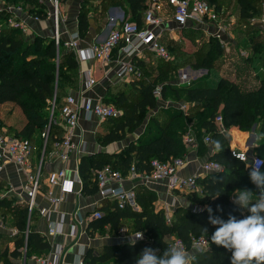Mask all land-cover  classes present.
Listing matches in <instances>:
<instances>
[{
	"label": "trees",
	"instance_id": "trees-1",
	"mask_svg": "<svg viewBox=\"0 0 264 264\" xmlns=\"http://www.w3.org/2000/svg\"><path fill=\"white\" fill-rule=\"evenodd\" d=\"M3 1L5 4L0 7V104L12 102L21 110L24 123L15 133H10L27 140L35 157L41 154V150L38 153L34 151L31 140L34 136H38L36 134L43 136L42 134L48 129L46 142L42 144L43 155L47 156L54 149L55 143L62 140L63 132L57 111L66 96L63 84L74 85L77 81L78 62L73 50H66L60 39L58 44L53 38L39 35L27 39L19 25L9 26L6 23L7 18L12 15L7 11V6L21 7L33 18H44L48 12L42 4L37 0ZM21 1L24 6L20 5ZM91 1L94 0L82 1L77 17V31L81 39L86 36L89 29V13L86 9L89 8L87 5ZM99 1L101 2L93 11L96 12L98 8L97 11L100 12L99 5L101 12L107 10L110 5H120L123 7L125 17L138 27L143 24L147 0ZM205 1L219 13L221 4L215 0ZM232 1L235 4L236 23L248 25L243 32L247 35L246 55L241 56L240 49L234 54L231 53L234 56L232 70L241 80L232 81L219 75L214 81L203 77L187 85L175 86L166 79V75L173 72L178 63V60H174L171 55L168 60L160 59L153 64L135 61L138 76L130 77L126 81L132 83L131 90L125 94L121 87L116 86L113 93L105 99L106 103H111L117 108L118 105H123V119L119 120L120 117H118L108 120L112 126L96 134V140L102 146L119 142L123 140L126 132H131L140 126L142 113L147 109L155 110L154 113L148 118L144 130L129 141L120 152L84 155L80 158L78 165V175L82 181L81 193L94 194L97 192V172L105 165L125 175L131 162L137 171L148 172L149 162L152 159L165 162L175 157L183 158L186 150L182 143V136L189 125L199 150L206 148V145L201 142L202 133L209 136L211 147H215V142L220 143L221 150H215L206 160L218 162L222 167L221 171L195 178L201 193L192 191L188 193V196L190 202L199 208L190 210L181 206L176 207L172 211L170 224L165 222L161 209L155 210L152 207L154 193L143 187L134 188L138 211L128 207L117 208L113 201L101 205L98 211H103L102 217L91 220L88 228L101 230L109 225L115 231L121 220L129 218L132 220L133 230L142 233L145 239L136 240L134 243L105 245L99 249L98 253L90 249L83 256L84 264H109L110 262L135 264V258L145 247H155L158 249L156 254H162L167 248L164 240L167 235L181 239L187 248L193 237L202 236L207 240L208 248L203 252L193 253L190 264H230L231 253L211 243V234L217 226L208 222L209 213L205 209L211 207L212 215L219 216L225 221L230 215L237 219L243 218L246 214L238 205L232 203L231 194L239 188L251 190V185L247 164L230 154L227 141L219 132L214 118L220 116V124L224 128L234 126L240 131H249L254 125L256 135L260 139L256 138L252 154L264 161V31L248 22V19L264 13L262 10L264 0ZM178 30L188 39H191L192 33L204 36L199 27L192 25H185ZM165 38L163 34L161 41L169 52V47L173 48L175 42ZM235 45L236 48L238 44ZM174 47L186 53L178 45ZM188 52L186 54L193 56L190 67L202 68L214 73L218 72L224 55L223 48L214 36H208L206 39L204 37L193 53ZM186 60L182 59V64ZM157 79L161 82H156ZM156 86L160 87L159 96L152 93ZM158 99L168 100L170 104L157 107ZM52 101L57 110H54V106L52 107ZM177 103H184L187 106L185 113ZM51 108L54 111L51 118L50 115H45L41 111ZM260 170L264 172V165ZM256 190L259 189L256 188L254 191L255 198ZM12 202L5 197L0 199V212L4 219L11 216L10 220L19 231L26 232V254L38 256L48 251L49 243L29 228L28 221L32 215L28 217L27 205H14ZM204 229L207 231L205 232ZM23 243L22 240L17 241L12 256L20 255L19 249Z\"/></svg>",
	"mask_w": 264,
	"mask_h": 264
},
{
	"label": "crops",
	"instance_id": "crops-1",
	"mask_svg": "<svg viewBox=\"0 0 264 264\" xmlns=\"http://www.w3.org/2000/svg\"><path fill=\"white\" fill-rule=\"evenodd\" d=\"M37 1L43 5L48 15L44 18L34 19L25 11H17V18L24 22L25 30L22 31L23 35L27 39L32 38L34 35L54 39L55 27L51 16L52 9L50 7L52 0ZM82 1L83 0H63L60 2L58 35L63 43L69 41L73 34L76 33L78 35L77 17L81 10ZM100 2L99 0H94L91 1L90 4L92 7H95ZM4 4V1L0 0V7ZM98 7L100 12L92 10L88 14L89 29L86 36L83 39L78 36V48L81 50H86L90 45L105 41L109 33L120 26L123 18H126L124 16L123 7L120 5H110L107 10L102 12L100 10V5ZM163 25L169 30L164 32V37L166 36V38L172 40L176 39L173 37L176 35V31H174L176 28L170 19L165 20ZM173 27L174 29L172 30ZM177 31L179 32V30ZM64 48H66V50L71 49L66 46H64ZM73 52L78 62V77L74 85L63 84L66 94H73L77 99L85 98L91 99L92 101L105 102V99L108 98V95L113 93L116 86L121 87L125 94L131 90V82L119 80L114 74L117 59L123 58L118 48L113 49L107 61L96 58L83 60L80 59L75 50H73ZM146 54L153 55L150 51L142 49L138 55L132 57V60L148 63ZM154 58L158 59L155 56ZM233 60L234 56L231 53H224L217 73L232 81H239L241 79L236 77L234 70H232ZM87 69L91 71V76L94 80L92 84L88 83V78L84 73ZM251 83H253L252 80ZM108 120L110 119L100 120L95 117H86L83 112H80L77 126L73 131V142L76 146L71 151L69 159L67 161H60L55 154H51L47 156L43 162L41 183L35 196L36 207L28 223L29 228L38 233L43 237L44 241L49 243V250L42 252L38 256L27 255V234L26 232L19 231L14 222L10 220L9 217L11 216H8V218L4 219V225L0 227V264H5V262L7 264H42L41 260L43 258L52 256L58 249H60V264H74L75 257L79 255L80 259H83V256L90 249H92L94 253H98L99 249L105 245H119L125 242L131 243L136 240L145 239V237H143L144 235H142L140 239L136 238V236L140 235V232L133 230L132 220L129 218L121 220L117 230H112L113 232H119L123 229L122 236L115 237L111 235L109 232L111 229L109 225L104 226L101 230L88 228V223L91 220L97 219L93 217V212L98 211L101 205L110 201L100 200L97 192L94 194L81 193L82 185L78 183H74L75 191L65 195L64 200L60 201L58 204L51 202L46 195V190L49 187L48 179L52 173L59 169H64L66 178L73 180L75 175L78 174V165L82 156L99 152H108L110 154L118 153L129 141L138 136L139 132L137 131L135 135H130L129 137V133H126L123 140L119 142H113L105 146L100 145L96 140V134L104 131L103 124ZM216 124L219 132L222 133L223 137L226 139L229 149L234 148L244 152L248 156L252 155V147L257 138L254 125L251 126L249 131H240L234 126L224 128L220 122ZM251 134H253V139H250ZM202 137L203 133L201 135V142L202 144H206L202 141ZM112 146H114L113 148H115V150H110ZM83 147H85V152H82ZM197 147V141L191 147H185L186 152L183 155L184 165L177 172L178 175L187 176L199 173L200 164L216 150L215 147H211L208 144H206L204 150H199ZM122 184L123 187L126 188L131 186L134 188L143 187L152 191L155 195L152 204L157 206V208L154 209H161L163 214L167 210L170 215L169 217H171L172 211L176 207L181 206L189 208L190 210L199 208V206L190 202L188 193L168 191L161 181L142 185L140 182L133 183L125 179ZM254 187L256 188L255 185ZM52 189L54 194H59L60 189L58 186ZM4 197L13 201L12 203L14 205H27V182L24 175L16 171L15 166L11 162L6 163L5 170L0 174V199ZM257 197L258 196H256V198ZM256 198H253V202H255ZM138 210L139 206L136 211ZM241 210L246 215L248 214L246 209ZM122 225L123 227H121ZM71 226H75L73 235L70 234ZM50 228H54L56 231L50 234ZM133 238L135 239L133 240ZM18 240H22L24 243L20 246V255L14 257L12 256V251L15 249ZM154 249L158 251L157 248ZM188 253L191 256L193 254L191 251ZM109 264L114 263L110 262Z\"/></svg>",
	"mask_w": 264,
	"mask_h": 264
},
{
	"label": "built area",
	"instance_id": "built-area-1",
	"mask_svg": "<svg viewBox=\"0 0 264 264\" xmlns=\"http://www.w3.org/2000/svg\"><path fill=\"white\" fill-rule=\"evenodd\" d=\"M169 8L172 10L170 21L176 29H180L185 25H192L199 27L206 35L214 36L218 39L222 48L226 47L227 41L223 38L226 32V25L219 21V14L210 6L205 0H166ZM7 11L12 15L6 20L9 26H18L25 30L24 22L17 20L16 12L23 11L21 7L8 6ZM58 10L52 9L51 16L53 18L55 34L54 41L59 43L58 35ZM163 5L157 0H147V7L143 13V24L137 26L134 22H123L120 26L113 29L105 41L90 45L86 50L78 48V35L75 33L71 36L70 40L64 42L66 47L75 50L80 59H100L102 61L109 60L114 48H118L123 58H118L114 68V74L117 79L127 81L130 77H137L138 72L132 60V57L138 55L142 49L150 51L155 57L162 60H168L170 54L161 41V36L167 30L163 23L165 18ZM34 19H38L34 17ZM250 24L258 25L264 31V17L259 20L256 17L248 19ZM172 28V30L174 29ZM171 30V31H172ZM240 55H246V51H240ZM88 78V83H94L91 76L90 69L84 71ZM160 87L156 86L152 93L159 96ZM178 107L185 113L186 105L179 103ZM59 124L62 127V140L56 142L54 149L48 153L47 156L55 154L60 161H67L71 151L75 148L73 142V131L78 123L80 112H83L86 117H95L100 120H107L118 118L121 115L120 109L111 103L102 101H92L91 99H77L73 94H66L57 111ZM53 113V109H52ZM215 123L221 121L220 116L214 118ZM43 133V136H47ZM209 136L204 134L202 141L209 142ZM182 143L185 147H191L195 144V137L189 125L182 136ZM31 145L27 140L21 139L5 129H0V174L5 170L6 163L11 162L16 168V171L22 173L27 182L28 199L27 211L28 217L35 211V196L39 190L41 183V175L43 170V156L37 160L32 155ZM82 152H85L83 147ZM230 154L245 162L249 168L254 161H262L257 155L248 156L244 152L237 149H230ZM32 157H34L32 159ZM150 168L148 172L137 171L134 164L131 162L128 169L123 175L121 171L112 169L110 166H103L96 176L97 194L100 200L113 201L117 208L123 209L128 207L136 211L138 204L136 202L134 187H123V180H129L133 183L140 182L142 185L148 183L161 181L164 183L168 191L192 192L201 193V188L197 185L195 178L207 173L220 172L221 165L213 160H204L199 167V173L180 176L177 174L179 169L184 165V159L175 157L165 162H160L152 159L149 162ZM49 187L46 190V195L51 202L58 204L64 200L65 195L73 193L74 183L82 185L81 178L78 174L74 179H67L65 170L59 169L52 173L48 179ZM58 186L60 189L59 194H54L53 187ZM193 208L192 210H196ZM166 210V209H165ZM94 218L102 217V212L94 211ZM170 215L167 210L164 213L165 222L170 224ZM4 225V218L0 212V227ZM56 231L54 228L49 229V233L53 234ZM75 226H71L70 234L73 235ZM178 245L186 252L200 253L208 248L207 240L202 237H193L190 240L188 248L185 247L181 239L171 236L167 242V248ZM60 249H58L52 256L45 257L41 260L42 264H60ZM82 264L83 263V259Z\"/></svg>",
	"mask_w": 264,
	"mask_h": 264
},
{
	"label": "rangeland",
	"instance_id": "rangeland-1",
	"mask_svg": "<svg viewBox=\"0 0 264 264\" xmlns=\"http://www.w3.org/2000/svg\"><path fill=\"white\" fill-rule=\"evenodd\" d=\"M158 2H160L163 5V9H164V18L165 20L170 19V16L172 14V10L169 8L167 2L164 0H157ZM20 2V1H19ZM60 0H52L50 7L51 9L57 8L58 10V15H59V7H60ZM215 2L219 3L222 5V7L220 8L219 11V21L223 22L227 27H226V32L223 36V38L227 41L226 43V47L223 48V53H232L234 54V52H236L237 50H247L248 48V43H245L247 35L243 34L244 29H246V27L248 25L245 24H241V23H236V10H235V4L232 0H215ZM22 4H20L21 6L23 5V2L21 1ZM96 7V6H95ZM94 6L92 7V5H89V8L86 9V11L91 12L94 8ZM98 10V8H96V11ZM262 10L264 11V8L262 6ZM258 20L260 18L264 17V13H261V15H257L255 16ZM123 22H131V20L129 18H123V21L121 22V24ZM178 29H174V31H176V35L173 36L176 39H174L173 41L175 42V45H173V48L169 47V53L171 55V57L174 58V60H178L177 62V66L175 67L173 72H170L168 75H166V79L167 81L175 86H183V85H187L188 83L197 80V79H202L203 77H207V79L209 81H214L218 76L219 73H214L213 71L211 72H207L205 69L202 68H192L189 65L191 64L190 61H192L193 56L192 55H188L186 54L187 51L193 53L197 47L201 44L202 40H204V37L206 39V37L210 36V35H206L202 32V35H199L197 33H192L191 35V39H188L181 31L178 32ZM203 37V39L201 38ZM235 44H238L237 47L235 48ZM179 46V48H183V50L186 51V53L184 51H180L175 49L174 46ZM228 47V48H227ZM245 50V51H246ZM188 52V53H189ZM192 56V57H191ZM146 58L148 63H156L158 60L160 59H156L154 58V56L150 55V54H146ZM182 59L186 60V62L184 64H182ZM173 60V59H172ZM163 81V80H162ZM156 82H161L159 79L156 80ZM170 104V101L168 100H161L158 99L157 100V107H162V106H168ZM54 102L52 101V107L54 106ZM178 105V103H177ZM118 108L120 109L121 115L119 120L123 119V105H118ZM52 109H42L41 111L46 115H50V118L52 117ZM54 110H57V107L54 106ZM128 110V109H126ZM155 110H151V109H147L144 113H142V118H141V123L140 126H138L137 128H135L133 131L131 132H126L129 133L128 137L130 135H135V132H139L138 134H140L143 130L144 127L147 123L148 118L154 113ZM54 112V111H53ZM24 123V116L21 112V110L17 107V105H15L12 102H5V103H1L0 104V129H5L7 130L9 133H15V131H17L20 127H22ZM104 126V130H106L107 128L111 127L112 124H109L108 121L105 122V124H103ZM141 130V131H140ZM133 132V133H132ZM38 136H34L33 140H31V144L32 147L34 149V151H37V153L41 150V154L37 157H35V159L37 160L39 157L43 156V160L45 161V158L47 157L46 154L43 155V147L42 144H45L47 136L45 135L43 136H39V134H36ZM211 140L209 139V142L206 144H210ZM204 144V145H206ZM114 146H112V148H110V150L114 149ZM234 149V148H231ZM34 157H32L33 159ZM43 161V162H44ZM247 170H249V168H247ZM249 176V175H248ZM249 184L251 185V190L253 191V198L254 197V191H255V187L254 184L250 181L249 179ZM241 189V188H239ZM235 191V190H234ZM234 192L231 194V196L233 197ZM153 208H157V206L154 204H152ZM6 215V213H5ZM123 227V225L121 226ZM111 235H114L115 237L117 236H122L123 234V229L121 231H117V232H113L112 229L109 230ZM172 235H167L166 237H164V240L166 241V243L170 240ZM145 237V236H143ZM121 238V237H120ZM135 238H133L134 240ZM151 248H155V247H151Z\"/></svg>",
	"mask_w": 264,
	"mask_h": 264
},
{
	"label": "clouds",
	"instance_id": "clouds-1",
	"mask_svg": "<svg viewBox=\"0 0 264 264\" xmlns=\"http://www.w3.org/2000/svg\"><path fill=\"white\" fill-rule=\"evenodd\" d=\"M215 149L221 150L219 142H215ZM262 165L264 161L259 160L249 165V179L259 189L255 202L253 191L250 189H236L232 197L233 204L247 210L246 216L237 219L230 215L225 221L219 216H213L211 207L205 209L209 213L208 222L217 226L211 234V243L231 253L230 264H264V172L260 170ZM142 235L140 233L136 238L140 239ZM156 253L157 250L151 247L143 248L135 258V264H190L192 259V256L178 245L166 248L160 255ZM74 264H82L79 255L75 257Z\"/></svg>",
	"mask_w": 264,
	"mask_h": 264
},
{
	"label": "water",
	"instance_id": "water-1",
	"mask_svg": "<svg viewBox=\"0 0 264 264\" xmlns=\"http://www.w3.org/2000/svg\"><path fill=\"white\" fill-rule=\"evenodd\" d=\"M250 139H253V134H251V138ZM256 194H257V196L259 195V190H256Z\"/></svg>",
	"mask_w": 264,
	"mask_h": 264
}]
</instances>
